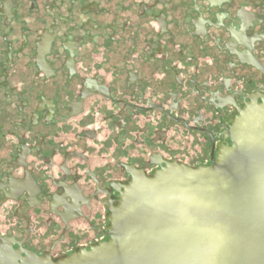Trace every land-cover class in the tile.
<instances>
[{
    "label": "flooded vegetation",
    "instance_id": "flooded-vegetation-1",
    "mask_svg": "<svg viewBox=\"0 0 264 264\" xmlns=\"http://www.w3.org/2000/svg\"><path fill=\"white\" fill-rule=\"evenodd\" d=\"M263 0H0V247L110 239L136 178L231 145Z\"/></svg>",
    "mask_w": 264,
    "mask_h": 264
},
{
    "label": "water",
    "instance_id": "water-1",
    "mask_svg": "<svg viewBox=\"0 0 264 264\" xmlns=\"http://www.w3.org/2000/svg\"><path fill=\"white\" fill-rule=\"evenodd\" d=\"M233 122L231 145L207 168L169 165L153 178H136L110 217L109 241L59 262L21 257L0 247V264H204L242 121Z\"/></svg>",
    "mask_w": 264,
    "mask_h": 264
}]
</instances>
